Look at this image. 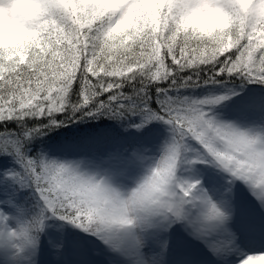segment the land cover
Segmentation results:
<instances>
[{
    "label": "snow or ice",
    "instance_id": "1",
    "mask_svg": "<svg viewBox=\"0 0 264 264\" xmlns=\"http://www.w3.org/2000/svg\"><path fill=\"white\" fill-rule=\"evenodd\" d=\"M29 2L23 34L0 35V264H230L264 245V0ZM201 7L210 28L188 23ZM88 121L114 131L46 143ZM180 160L206 167L182 178Z\"/></svg>",
    "mask_w": 264,
    "mask_h": 264
},
{
    "label": "rangeland",
    "instance_id": "2",
    "mask_svg": "<svg viewBox=\"0 0 264 264\" xmlns=\"http://www.w3.org/2000/svg\"><path fill=\"white\" fill-rule=\"evenodd\" d=\"M248 88L242 89L239 91L240 95H243L244 92H246ZM157 127L160 129V135L153 141V144L149 147V151L147 153L150 157H156L158 158V151L160 144L162 141L165 140L167 133L164 131L163 126L157 125ZM86 137V136H84ZM82 138V137H81ZM75 140V139H74ZM57 143H50L48 145L55 146ZM196 145V146H195ZM200 152L199 145H197L195 142L192 141V144H185L182 148V156L187 159L192 157L195 154H198ZM203 167H206L205 165H193L190 166L189 164L185 163L184 160L178 161V168H177V175L186 178L190 174L196 172L199 169H202ZM210 167V165H208ZM142 172V170H141ZM141 172H138L134 174V176H138L141 174ZM123 185L126 187L133 186V180L124 179L121 181ZM233 192L236 194V198L238 200V204L241 207V210L245 213V218H248V215L252 213L254 209H256L257 205L253 197L250 195L247 188L244 187L242 184H237L233 187ZM256 218H259V214H256ZM258 251H264V245H261L259 243L246 241L242 245H238L233 252L229 256L230 264H240V261H242L248 254L258 252ZM201 259H205L206 264V257L204 256L203 252H200ZM44 264H49L51 261V255L45 254L43 257ZM77 258L71 254V260H67V258H62L60 264H76Z\"/></svg>",
    "mask_w": 264,
    "mask_h": 264
},
{
    "label": "clouds",
    "instance_id": "3",
    "mask_svg": "<svg viewBox=\"0 0 264 264\" xmlns=\"http://www.w3.org/2000/svg\"><path fill=\"white\" fill-rule=\"evenodd\" d=\"M29 0H0V35L5 38L22 35V25L32 14ZM207 13V15H205ZM192 27L210 28L214 21L209 10L201 7L188 21ZM110 211H117L115 206H110Z\"/></svg>",
    "mask_w": 264,
    "mask_h": 264
},
{
    "label": "trees",
    "instance_id": "4",
    "mask_svg": "<svg viewBox=\"0 0 264 264\" xmlns=\"http://www.w3.org/2000/svg\"><path fill=\"white\" fill-rule=\"evenodd\" d=\"M249 87H252V86H246L245 88H249ZM106 130L114 131L113 122L111 121H88L83 124L70 125L69 130L66 132L58 130L60 132L59 136H56L55 134H50L52 138L50 140L45 138V140L47 144H50V143L55 144L58 141L63 140L65 138L79 140L81 137L89 136V135H96ZM185 144H192V141H187Z\"/></svg>",
    "mask_w": 264,
    "mask_h": 264
}]
</instances>
